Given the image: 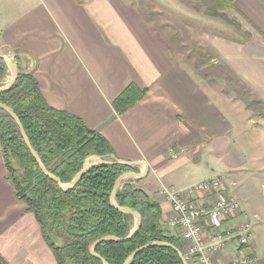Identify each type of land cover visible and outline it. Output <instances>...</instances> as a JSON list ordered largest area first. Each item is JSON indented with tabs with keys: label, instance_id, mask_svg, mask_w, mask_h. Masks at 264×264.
Listing matches in <instances>:
<instances>
[{
	"label": "crops",
	"instance_id": "1",
	"mask_svg": "<svg viewBox=\"0 0 264 264\" xmlns=\"http://www.w3.org/2000/svg\"><path fill=\"white\" fill-rule=\"evenodd\" d=\"M143 1L0 0V44L34 74L51 107L81 117L117 160L147 164L133 183L159 203L163 225L183 248L163 187L220 178L241 203L226 225L251 221L254 241L239 250L229 245L216 258L249 255L264 264V205L256 193L264 188V0H226L243 31L205 35L202 57L191 64L175 57ZM131 84L147 94L119 114L113 104ZM213 201L209 194L193 199ZM0 264H58L35 215L16 197L1 142Z\"/></svg>",
	"mask_w": 264,
	"mask_h": 264
},
{
	"label": "trees",
	"instance_id": "2",
	"mask_svg": "<svg viewBox=\"0 0 264 264\" xmlns=\"http://www.w3.org/2000/svg\"><path fill=\"white\" fill-rule=\"evenodd\" d=\"M220 1L231 7L226 0ZM15 61L18 79L10 90L0 93V103L20 119L31 146L50 174L66 185L91 157L117 160L112 145L103 135L88 128L81 117L51 107L34 74L22 70L17 57ZM7 69L0 59V86ZM146 94L147 89L131 84L113 106L123 114ZM0 142L16 197L35 215L58 264H125L137 250L155 242L170 243L184 252L179 238L163 225L159 203L133 180L118 190L116 204L139 213L143 223L135 238L123 241L132 233L135 217L116 208L111 196L118 179L125 173H137L136 168L99 164L88 170L75 187L63 191L40 167L16 120L2 109ZM107 237L114 239L99 243L93 254L91 247ZM129 264L185 263L176 250L153 246L136 253Z\"/></svg>",
	"mask_w": 264,
	"mask_h": 264
},
{
	"label": "built area",
	"instance_id": "3",
	"mask_svg": "<svg viewBox=\"0 0 264 264\" xmlns=\"http://www.w3.org/2000/svg\"><path fill=\"white\" fill-rule=\"evenodd\" d=\"M162 193L173 209L170 225L179 230L184 241V257L191 264H256L249 255L239 256L229 262L216 258V253L229 245L237 249L249 248L254 241V226L244 220L235 226H227L231 218H236L241 210L240 201L225 193L220 178L200 182L185 190L163 187ZM199 194L214 196L207 205H195L193 199Z\"/></svg>",
	"mask_w": 264,
	"mask_h": 264
},
{
	"label": "rangeland",
	"instance_id": "4",
	"mask_svg": "<svg viewBox=\"0 0 264 264\" xmlns=\"http://www.w3.org/2000/svg\"><path fill=\"white\" fill-rule=\"evenodd\" d=\"M172 2L173 4L169 6L162 2L164 5L161 6L157 0H144L143 9L147 11L153 25L170 36V46L175 57L187 60L190 64L193 60L201 59L202 51L199 49L205 35L218 33L237 38L243 31L235 13L230 7L222 5L220 0H172ZM0 53L9 55L17 65L12 54L2 47ZM11 77L12 73L8 67L2 85L10 82ZM256 193L260 195V201L264 205V188L260 186Z\"/></svg>",
	"mask_w": 264,
	"mask_h": 264
},
{
	"label": "water",
	"instance_id": "5",
	"mask_svg": "<svg viewBox=\"0 0 264 264\" xmlns=\"http://www.w3.org/2000/svg\"><path fill=\"white\" fill-rule=\"evenodd\" d=\"M0 59H2L6 64L7 66L9 67V69L11 70V73H12V77H11V81L8 82L7 84L5 85H1L0 86V93L1 92H5V91H8L10 90L13 85L16 83L17 79H18V76H19V69L17 67V65L15 64V62L13 61V59L7 55V54H4V53H0ZM0 109L4 110L5 112H7L9 115H11L17 122L20 130H21V133H22V136L28 146V148L31 150L32 154L34 155V157L36 158L37 162L39 163L40 167L42 168V170L48 175L50 176L51 178H53L61 187V189L63 191H68L70 189H72L73 187H75V185L81 180V178L84 176V174L90 170L91 168H93L94 166L96 165H99V164H119V165H124V166H127V167H138V166H145V170L143 172H139V173H135V172H129V173H125L124 175H122L118 181L116 182L115 184V187H114V190H113V193H112V196H111V201H112V204L118 208L119 210L121 211H124L126 213H129V214H132L135 219H136V224H135V227L133 228V231L132 233L130 234V236L126 239H124L123 241H129L133 238H135L137 236V234L139 233L141 227H142V223H143V220H142V217L139 213L135 212L134 210L132 209H129V208H123V207H120L116 204V194L118 192V190L123 186V184L125 182H127L128 180H132V179H136V178H143L146 176L147 172H148V169L149 167L147 166V164L145 162H123V161H119V160H115V161H110V160H107L106 158H102V157H91L89 158L84 166H83V169L77 174V176L75 177V179L69 183V184H62L61 181L56 178L55 176H53L52 174H50L46 169L45 167L42 165L40 159H39V156L38 154L35 152V150L33 149V147L31 146L28 138H27V135L25 133V130L23 128V125L20 121V119L17 117V115L14 113V111L12 109H10L8 106L0 103ZM114 238L112 237H107V238H103L101 240H99L98 242H96L92 247H91V252L93 254H95V247L101 243V242H104V241H108V240H113ZM153 246H167V247H170L174 250H176L178 252V254L180 255V257L183 259L184 263L185 264H189L185 257H184V254L183 252H181L178 248H176L174 245L170 244V243H167V242H155V243H152V244H149L147 246H145L144 248H141L139 250H137L136 253L142 251L143 249L145 248H149V247H153ZM133 254L125 264H129L130 261L132 260V258L136 255ZM104 264H107L106 262H104Z\"/></svg>",
	"mask_w": 264,
	"mask_h": 264
}]
</instances>
